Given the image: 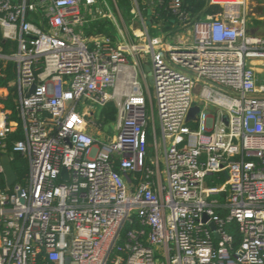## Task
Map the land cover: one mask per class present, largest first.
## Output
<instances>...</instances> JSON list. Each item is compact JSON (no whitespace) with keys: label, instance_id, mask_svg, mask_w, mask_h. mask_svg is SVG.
I'll return each instance as SVG.
<instances>
[{"label":"built area","instance_id":"obj_1","mask_svg":"<svg viewBox=\"0 0 264 264\" xmlns=\"http://www.w3.org/2000/svg\"><path fill=\"white\" fill-rule=\"evenodd\" d=\"M210 1L220 10L198 20L184 0L156 2L192 29L177 46L145 25L135 42L86 36L97 0H0L29 166L0 182V264H264V37L243 0ZM110 103L104 142L95 110ZM10 131L0 109V150Z\"/></svg>","mask_w":264,"mask_h":264},{"label":"crops","instance_id":"obj_2","mask_svg":"<svg viewBox=\"0 0 264 264\" xmlns=\"http://www.w3.org/2000/svg\"><path fill=\"white\" fill-rule=\"evenodd\" d=\"M157 1L158 0H131V5L128 9L122 7L119 0H113L115 12L118 17L120 19H124V17L130 18L131 20L129 26L126 25V22L123 23L122 21V27L119 28L116 33L113 29V26L111 27L113 22L111 23L110 20V7L106 5L105 8L99 10V8L97 7L98 3L96 2L94 6L86 7V9L84 8L87 24L82 27V31L88 37L110 36L116 40H127L135 42L144 30L145 25L151 37L165 36L168 42L173 45H191L193 32L189 26H173V28H175V30L173 31L174 33L164 31V27L166 26L164 25V21L160 16V12L157 10V8L159 7L156 3ZM198 1L205 2L207 8L205 7L202 10H199L197 13L193 14L191 12L192 7L190 6V4H187V0H184V4L190 11L191 18L193 20H198L207 15L215 14L220 10V8L216 5H213L210 0ZM243 2V9L247 15L250 29L259 34L258 30L256 31V29L253 28V25L259 21H263L264 8L261 6V0H256L258 6L253 3L254 1L251 2L250 0H243ZM210 7H217V11L206 13L207 9ZM100 117L102 116L100 115ZM1 178L2 176H0V182L2 181Z\"/></svg>","mask_w":264,"mask_h":264},{"label":"trees","instance_id":"obj_3","mask_svg":"<svg viewBox=\"0 0 264 264\" xmlns=\"http://www.w3.org/2000/svg\"><path fill=\"white\" fill-rule=\"evenodd\" d=\"M120 5L124 8H130L131 0H119ZM168 0H165V3H167ZM187 4H190L192 7L191 12L197 13L199 10H202L203 8H207L205 2H201L198 0H187ZM157 10L160 12V16L162 17V20L164 21V31L166 32H172L175 30L173 26H179L177 19L170 15L168 11L166 10L165 5L159 6ZM217 11V7H210L207 9L206 13H212ZM173 29H172V28ZM171 33V34H172ZM15 78V66L13 63H8L6 66L2 67L0 70V90L3 91V94L0 95V109L5 110L11 117V131L4 142L3 148L0 150L1 153H6L10 156L12 161V166L14 168V171L17 174V180L18 182H23L25 178L28 175L29 172V166L27 163V160L23 158L20 153L16 150L15 144L17 142H20L24 138V131L22 128V124L20 119L17 116L15 106L13 103V96L14 93V86H12L10 83ZM109 108L113 109V112H115L114 105L110 103ZM107 106V107H108ZM104 117V116H103ZM102 118V117H100ZM104 119V118H103ZM1 164V162H0ZM1 183H4V176H2ZM228 233L234 238V245L237 247L241 243V235L238 230L237 224H232L228 228Z\"/></svg>","mask_w":264,"mask_h":264},{"label":"rangeland","instance_id":"obj_4","mask_svg":"<svg viewBox=\"0 0 264 264\" xmlns=\"http://www.w3.org/2000/svg\"><path fill=\"white\" fill-rule=\"evenodd\" d=\"M250 1L251 2L254 1L253 3H255V5L258 6V3L256 2V0H250ZM97 3L99 4V5L97 4V7L99 8V10H101L102 8H105L106 5L110 7L109 14L112 18V19L110 18V20H111V23L113 22L111 27L113 26L115 33L117 32L119 28L122 27V21L123 23L126 22V25L128 26L130 25V21H131L130 18L124 17V19L122 18L120 19L118 17V15L115 12L113 0H97ZM261 6L264 8V0H261ZM253 28L256 29V31L258 30V33L264 37V11H263V21H259L255 23L253 25ZM148 63L152 66V61L150 57H149ZM141 83L144 88L145 96L147 98V109L149 112V116L152 118V110H151V105H152L154 107V120L155 122H157L158 117H157V112H156L157 108H156V100H155V87L150 82L149 76L147 77V85H146V82L143 80V77L141 78ZM95 113H96L95 116L97 120L102 121L104 125L102 128L101 138L99 139L104 140L105 142L108 140V138L110 139L112 136L116 135V132H115L116 112H113V109L109 108V106L107 108H101L98 106L97 109L95 110ZM100 115L102 116L101 119H100ZM150 156H152L153 158L156 157V153L154 152L152 148V144L150 145Z\"/></svg>","mask_w":264,"mask_h":264},{"label":"water","instance_id":"obj_5","mask_svg":"<svg viewBox=\"0 0 264 264\" xmlns=\"http://www.w3.org/2000/svg\"><path fill=\"white\" fill-rule=\"evenodd\" d=\"M146 71L148 73L150 82L153 84V76H152V73H151L150 66H147L146 67ZM34 91H35V85H33L30 94L34 93ZM198 112H199V107L194 106L191 109L190 113H189V116H188V120L187 121L195 120L196 119V114ZM224 121L226 123L228 122L227 117H224ZM0 162H1V165H2V167L4 169L6 184L8 186H13L17 182V179L18 178H17V174L14 171V168L12 166V161H11L10 156L8 154H6V153H1V155H0ZM206 220H207V217L204 218V221H206ZM211 229L212 230H215L216 229V227H215L214 224H211Z\"/></svg>","mask_w":264,"mask_h":264}]
</instances>
